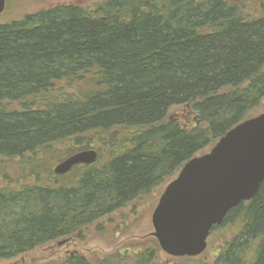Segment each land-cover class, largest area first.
<instances>
[{
  "label": "trees",
  "instance_id": "obj_1",
  "mask_svg": "<svg viewBox=\"0 0 264 264\" xmlns=\"http://www.w3.org/2000/svg\"><path fill=\"white\" fill-rule=\"evenodd\" d=\"M262 100L264 12L229 0L60 4L0 22V157L33 160L55 144L72 147L68 156L105 151L74 166L69 185L51 172L57 182L0 187V261L168 183ZM184 104L196 115L189 130L167 119ZM224 227L231 237L213 264H264V180L210 234Z\"/></svg>",
  "mask_w": 264,
  "mask_h": 264
},
{
  "label": "rangeland",
  "instance_id": "obj_2",
  "mask_svg": "<svg viewBox=\"0 0 264 264\" xmlns=\"http://www.w3.org/2000/svg\"><path fill=\"white\" fill-rule=\"evenodd\" d=\"M103 0H6L5 9L0 14L1 23H9L37 10L60 4L90 5ZM243 8L245 13L258 16L264 12V0H229ZM264 112V100L250 113L258 115ZM168 120H176L181 128L191 129L196 123V115L186 104L172 106L167 112ZM73 141H70L71 145ZM68 144H55L47 153L33 160L26 156L0 157V187L20 189L35 183H54L69 185L74 171L60 177L51 174L54 167L71 152ZM212 147V146H211ZM211 147H206L207 152ZM98 149L102 156L105 151ZM69 150V151H68ZM201 152H198L199 155ZM203 154V153H202ZM167 183L154 188L146 195L132 201L101 218L76 234L51 241L19 255L12 260L0 261V264H63L69 257L78 256L88 264H99L107 258L117 263L125 250L152 247L156 240L152 236L151 215ZM230 227L218 228L207 238L205 250L196 257H172L162 251L155 241L154 260L151 264H213L221 251V245L231 237ZM121 257V258H120ZM152 261V260H151Z\"/></svg>",
  "mask_w": 264,
  "mask_h": 264
},
{
  "label": "water",
  "instance_id": "obj_3",
  "mask_svg": "<svg viewBox=\"0 0 264 264\" xmlns=\"http://www.w3.org/2000/svg\"><path fill=\"white\" fill-rule=\"evenodd\" d=\"M6 0H0V14ZM95 149L72 154L53 169L63 175L92 164ZM264 180V112L229 129L209 151L186 161L164 187L151 215L153 237L173 257H196L214 226L242 201H250Z\"/></svg>",
  "mask_w": 264,
  "mask_h": 264
},
{
  "label": "flooded vegetation",
  "instance_id": "obj_4",
  "mask_svg": "<svg viewBox=\"0 0 264 264\" xmlns=\"http://www.w3.org/2000/svg\"><path fill=\"white\" fill-rule=\"evenodd\" d=\"M86 150V149H85ZM78 165H86V164H78ZM76 166V165H75ZM74 167H72L71 169H70V171L73 169ZM69 171V172H70ZM153 236V235H152ZM156 241V244L158 245V242H157V240H155ZM155 241H154V245H155ZM153 247V246H152ZM152 247H150V248H152ZM158 247H159V245H158ZM160 248V247H159ZM147 249H149V247H146V248H138V249H136V250H130V248H127L126 250H125V254H123L120 258V264H151L152 262H153V260H154V253H155V251L154 252H152L149 256L150 257H148V258H146V261H142L141 262V260L139 259L140 257H138V254L139 253H142V252H144V253H146L147 252ZM153 249H155V248H153ZM143 254V253H142ZM76 257H78V256H72V257H69L68 259H72V258H76ZM173 257V256H172ZM67 259V260H68ZM152 260V261H151ZM66 262V261H65ZM64 262V263H65ZM103 262L105 263V264H116V263H114V262H112V259H110V258H107L105 261L103 260ZM118 262V261H117ZM63 263V264H64Z\"/></svg>",
  "mask_w": 264,
  "mask_h": 264
}]
</instances>
